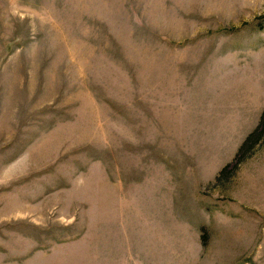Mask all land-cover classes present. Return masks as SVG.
Segmentation results:
<instances>
[{
    "label": "rangeland",
    "instance_id": "rangeland-1",
    "mask_svg": "<svg viewBox=\"0 0 264 264\" xmlns=\"http://www.w3.org/2000/svg\"><path fill=\"white\" fill-rule=\"evenodd\" d=\"M263 16L0 0V264H264Z\"/></svg>",
    "mask_w": 264,
    "mask_h": 264
},
{
    "label": "trees",
    "instance_id": "trees-1",
    "mask_svg": "<svg viewBox=\"0 0 264 264\" xmlns=\"http://www.w3.org/2000/svg\"><path fill=\"white\" fill-rule=\"evenodd\" d=\"M262 20H264V16L262 17ZM264 132V110L262 112V115L260 117V121H259V125L257 127V129L255 130V132L253 134H251L246 141L243 143V145L240 147L239 150V156L240 157H244V154L256 143V141L258 140L259 136ZM238 157V155H237ZM238 157V159L240 158ZM227 172V168L223 169L221 174H220V178L219 181L225 176Z\"/></svg>",
    "mask_w": 264,
    "mask_h": 264
}]
</instances>
